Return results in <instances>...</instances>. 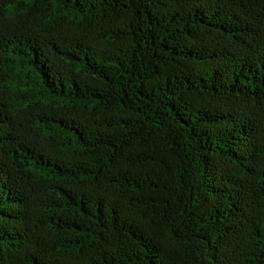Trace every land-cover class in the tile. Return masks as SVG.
Segmentation results:
<instances>
[{
  "label": "trees",
  "instance_id": "trees-1",
  "mask_svg": "<svg viewBox=\"0 0 264 264\" xmlns=\"http://www.w3.org/2000/svg\"><path fill=\"white\" fill-rule=\"evenodd\" d=\"M0 264H264V0H0Z\"/></svg>",
  "mask_w": 264,
  "mask_h": 264
}]
</instances>
